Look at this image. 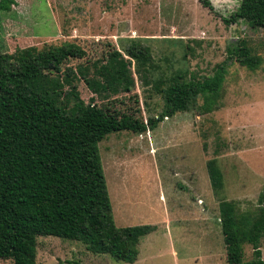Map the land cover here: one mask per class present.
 Wrapping results in <instances>:
<instances>
[{
	"label": "rangeland",
	"instance_id": "1",
	"mask_svg": "<svg viewBox=\"0 0 264 264\" xmlns=\"http://www.w3.org/2000/svg\"><path fill=\"white\" fill-rule=\"evenodd\" d=\"M16 1L11 12L0 13L1 54L79 45L84 59L62 66L72 83L63 72L50 79L65 83V91L76 88L86 104L95 100L141 121L164 112L165 93L176 82L211 79L220 64H228L213 111L204 112L200 100L147 133H114L99 144L116 225L153 228L141 238L137 261L94 254L81 241L39 237L38 264H227L221 197L208 180L207 162L219 159L225 180L221 194L238 201L243 211L256 207L264 189V29L232 21L241 0ZM235 47L248 49L258 67L230 61L228 50ZM130 48L152 67L139 70L133 60L134 90L101 100L79 68H92L94 74L93 67L105 64L109 52L127 58ZM64 100L71 112L76 102ZM261 249L264 259V239ZM244 253L246 262L253 260L251 245L245 244Z\"/></svg>",
	"mask_w": 264,
	"mask_h": 264
},
{
	"label": "trees",
	"instance_id": "2",
	"mask_svg": "<svg viewBox=\"0 0 264 264\" xmlns=\"http://www.w3.org/2000/svg\"><path fill=\"white\" fill-rule=\"evenodd\" d=\"M16 5V0H0V13ZM231 19L264 29V0H241ZM228 54L230 61L236 58L250 69L260 64L245 47L229 49ZM84 56L81 46L68 42L0 53V260L38 264V238L57 237L81 241L94 254L110 255L117 262H136L141 238L153 228L116 225L99 144L114 133H147L200 100L204 112L213 111L228 72L226 60L211 79L176 82L165 93L164 112L145 122L95 100L86 104L76 88L65 91V83L50 79L51 74H62L70 60ZM127 56L114 50L105 64L93 67L94 74L92 68H79V75L101 100L129 94L136 86L133 60L139 70L153 63L147 65L146 56L133 49ZM64 76L71 84L70 74ZM64 97L76 102L71 112ZM207 170L214 193L221 197L227 264H264V189L256 207L243 211L238 201L221 194L225 180L217 157L207 162ZM245 244L253 248L250 262L245 261Z\"/></svg>",
	"mask_w": 264,
	"mask_h": 264
},
{
	"label": "crops",
	"instance_id": "3",
	"mask_svg": "<svg viewBox=\"0 0 264 264\" xmlns=\"http://www.w3.org/2000/svg\"><path fill=\"white\" fill-rule=\"evenodd\" d=\"M208 171V170H207ZM207 174H208V172H207ZM208 180H209V182L211 183V181H210V178H209V174H208ZM212 186V185H211Z\"/></svg>",
	"mask_w": 264,
	"mask_h": 264
}]
</instances>
